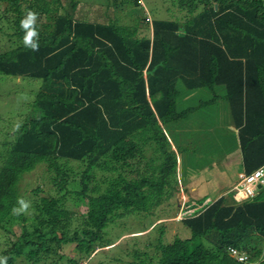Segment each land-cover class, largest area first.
Segmentation results:
<instances>
[{
    "label": "trees",
    "instance_id": "obj_1",
    "mask_svg": "<svg viewBox=\"0 0 264 264\" xmlns=\"http://www.w3.org/2000/svg\"><path fill=\"white\" fill-rule=\"evenodd\" d=\"M60 1L0 0V23L12 30L6 37L14 43L0 52V75L40 81L29 115L0 139V231L16 238L12 243L7 236L0 246L7 264L60 262L59 251L71 244L79 256L67 264H78L104 247L101 230L111 219L170 201L164 179L177 160L168 148L179 132H201L186 119L208 102L225 101L238 127L243 174L264 165V0H162L170 4L165 19L152 18L144 0H113L115 12L129 6L122 15L128 25L118 24L114 11L112 17L103 12L104 21L79 19L77 4L60 13ZM28 5L46 18L34 25L37 51L23 43ZM138 10L150 29L146 36L130 20ZM194 92L208 101L186 108ZM217 116L208 122L211 148L223 142L221 132L210 130ZM39 162L56 195L33 204L26 227L24 215L13 211L21 200L16 187ZM233 193L184 216L188 237L160 246L159 264H254L253 255L239 263L227 252L243 254L251 242L248 249L264 264V185L239 202ZM159 195L164 200L156 205Z\"/></svg>",
    "mask_w": 264,
    "mask_h": 264
},
{
    "label": "rangeland",
    "instance_id": "obj_2",
    "mask_svg": "<svg viewBox=\"0 0 264 264\" xmlns=\"http://www.w3.org/2000/svg\"><path fill=\"white\" fill-rule=\"evenodd\" d=\"M60 2L63 8L60 13L64 10L70 11L71 4H77L75 14L82 20L104 21L103 12H107L108 17L113 16V13L110 12H115L110 6L113 0H61ZM124 3L127 4V2ZM144 4L147 10L151 12L152 18L165 19L168 17V9L170 8L168 2L144 0ZM107 6L109 8L105 9ZM128 8L129 6L124 5L119 6L116 10V18L117 15L121 18L118 19V24L128 25V17L122 18ZM39 10V7L28 5L25 14L29 11L34 12L37 16L35 23L45 25L46 18L39 13ZM142 18V13L138 10V12L133 11L130 20L137 19L141 36H146L150 34V29ZM11 33L12 30L6 24L0 23V52L14 44L12 43L13 40L9 41L6 37V34ZM39 86V80L0 75V139L6 137L7 133L11 134L12 130L29 115L30 104ZM187 97L186 108H192L194 105L200 106L201 102L208 101V95L200 99L203 95L199 93L197 95L196 92ZM226 107L225 101L218 99L215 104L208 102L204 107L197 108L194 113L190 114V119L188 120L189 117L186 119V126L195 124L202 133L194 134V132H189L192 130H185L173 136L174 145L171 143L172 147L170 146L168 151H173L177 160V168L174 174L164 179V189L171 193L170 201L161 203L164 197L159 195V198L155 199L157 202L155 204H161L150 212L130 210L123 217L111 219L101 230L103 240H106L102 245L104 247L97 248L89 258H83L78 264H159L160 257H162L160 246L169 247L174 242L188 237V233L181 222L183 217L200 212L205 205L216 199L221 188H225L226 190H224L227 192L235 186L238 180L235 175L238 162L231 156L237 152L234 138L232 139L230 136L225 141L222 138L225 142L224 145L217 142L211 143V145L214 144L213 148L208 147V122L213 120L211 117H216L219 114L217 116L219 123L215 127L212 124L210 126V130L215 135L228 131L222 130L221 127L223 122L226 124L229 121V117H226L225 114L228 113ZM214 128L217 131H213ZM227 149L228 155L226 154ZM153 152L154 150L146 148L145 156L151 159L154 157ZM219 157L221 160H218L217 164H211ZM151 167H154V171L157 172L155 166ZM68 168L76 171L78 166L71 162L68 164ZM141 169L143 170V168ZM16 190L20 199L30 205L24 212L18 213L24 215L23 225L26 227H29L33 222V204L42 197L46 198L49 194L56 195L55 187L51 182V175L48 174L46 165L40 162L20 176ZM68 207L77 215L86 212L85 207ZM66 213L67 211L62 210L61 216ZM49 215L56 219L59 218L60 214L51 213ZM15 231L17 233L18 229L16 228ZM7 236L12 243L16 242L14 236L6 235L0 231V246ZM254 245V242H251L243 254L244 256L253 255V263L258 264L260 259L257 257L256 259L254 252L249 250H252ZM59 252L63 256L60 262L56 258H49L47 261L45 258L37 264H67V259H77L79 256L73 244L64 246Z\"/></svg>",
    "mask_w": 264,
    "mask_h": 264
},
{
    "label": "built area",
    "instance_id": "obj_3",
    "mask_svg": "<svg viewBox=\"0 0 264 264\" xmlns=\"http://www.w3.org/2000/svg\"><path fill=\"white\" fill-rule=\"evenodd\" d=\"M264 185V165L249 175L239 174L238 182L234 187L233 198L239 202L243 199L253 198L256 195L258 186ZM228 255L238 261L245 258L239 255L234 248L227 249Z\"/></svg>",
    "mask_w": 264,
    "mask_h": 264
},
{
    "label": "clouds",
    "instance_id": "obj_4",
    "mask_svg": "<svg viewBox=\"0 0 264 264\" xmlns=\"http://www.w3.org/2000/svg\"><path fill=\"white\" fill-rule=\"evenodd\" d=\"M36 19H37L36 14L34 12L29 11V12H27L26 17L21 21L22 29L26 30V35L24 37L23 43L26 47L30 48L32 51H37L39 48V45L37 42L38 32L36 31V29L34 27ZM240 174H243V173H240ZM237 182H238V180H237ZM19 205H20L19 208L13 209L14 212H17V213L24 212L30 206L29 203H27L23 200L19 201ZM239 255H241L242 257L245 258L243 261H238L235 259L239 263H247V262H249V260L251 258V256H249V255L244 256V254H241V253H239ZM0 264H7V258H0Z\"/></svg>",
    "mask_w": 264,
    "mask_h": 264
},
{
    "label": "crops",
    "instance_id": "obj_5",
    "mask_svg": "<svg viewBox=\"0 0 264 264\" xmlns=\"http://www.w3.org/2000/svg\"><path fill=\"white\" fill-rule=\"evenodd\" d=\"M226 114V117H229V121H227L226 124H224L225 122H223V124L221 125L222 127V130H228V131H223L222 134H223V139L224 141L227 140L230 136L231 138L233 139L234 138V141L237 145V152H235L236 154H231L232 158L234 160H236L238 162V164L236 165L237 169H236V172H235V175H236V178H238V175L240 173H243V168H242V165H243V162H242V151L240 150L239 148V142H238V137H237V132H238V127L236 128L235 124H234V121H233V118H232V115H230V112L228 113H225ZM253 115H257V110L254 112ZM221 142L222 145H224L223 143L225 142ZM220 144V145H221ZM234 152V151H232ZM226 154L228 155V149L226 150ZM218 160H221V158H217L216 161H212L211 164H217L218 163ZM236 185V184H235ZM234 188V187H233ZM233 188L231 187L227 192L225 191L226 189L225 188H221L219 191H218V194L216 196V199L217 200L218 198H220L221 196L225 195V194H229L228 192L229 191H232ZM225 189V190H224ZM232 189V190H231ZM214 200V201H215Z\"/></svg>",
    "mask_w": 264,
    "mask_h": 264
},
{
    "label": "water",
    "instance_id": "obj_6",
    "mask_svg": "<svg viewBox=\"0 0 264 264\" xmlns=\"http://www.w3.org/2000/svg\"><path fill=\"white\" fill-rule=\"evenodd\" d=\"M258 189H260V186H258Z\"/></svg>",
    "mask_w": 264,
    "mask_h": 264
}]
</instances>
